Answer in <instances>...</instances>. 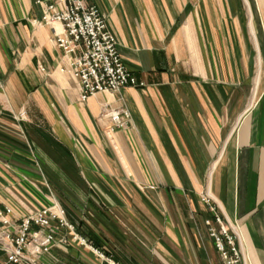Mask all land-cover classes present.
<instances>
[{
  "label": "crops",
  "instance_id": "obj_1",
  "mask_svg": "<svg viewBox=\"0 0 264 264\" xmlns=\"http://www.w3.org/2000/svg\"><path fill=\"white\" fill-rule=\"evenodd\" d=\"M83 1L107 16L122 63L146 87L80 101L42 8L0 0V163L30 175L34 141L16 145L5 130L42 129L104 218L101 248L119 262L122 249L135 257L140 229L157 260L187 252L189 237L213 254L207 192L238 222L245 264H264V0ZM102 105L127 108L129 125L109 136ZM21 112L27 123H13ZM0 264H11L1 250Z\"/></svg>",
  "mask_w": 264,
  "mask_h": 264
},
{
  "label": "built area",
  "instance_id": "obj_2",
  "mask_svg": "<svg viewBox=\"0 0 264 264\" xmlns=\"http://www.w3.org/2000/svg\"><path fill=\"white\" fill-rule=\"evenodd\" d=\"M42 8L41 23L49 26L55 47L62 52L61 73L66 72L77 83L79 99L84 102L97 93H116L124 87L135 89L145 87L122 63L115 35L99 8L87 5L83 0H34ZM40 71L45 69L40 67ZM98 120L106 123L107 134L125 129L130 123L127 108L101 106ZM202 202L213 214L204 219L207 237L211 239L220 264H245L241 249L240 227L235 220L228 221L216 212L211 195L204 192ZM54 206V205H53ZM53 208V207H52ZM50 207H42L30 219L19 225V231L11 237L5 233L3 252L11 264H48L43 256H50L56 241L67 243L65 237L56 239L60 228L67 230L68 241L86 248L98 260V264H122L103 248H96L76 232L75 227L62 215L52 212ZM11 210L0 211V224L7 225L6 216ZM47 230L44 233L38 229ZM9 240V244H7ZM53 262L57 264L55 258Z\"/></svg>",
  "mask_w": 264,
  "mask_h": 264
},
{
  "label": "rangeland",
  "instance_id": "obj_3",
  "mask_svg": "<svg viewBox=\"0 0 264 264\" xmlns=\"http://www.w3.org/2000/svg\"><path fill=\"white\" fill-rule=\"evenodd\" d=\"M102 14L108 24L107 16L104 13ZM256 93L257 88L254 89L251 101L255 98ZM11 120L13 123H27L28 115L25 112H21L11 118ZM1 129L4 130V128H1L0 126V130ZM21 129L23 128L18 126L17 129L6 128L5 131H8V134L12 136V139L9 137V140L13 141L16 145L18 143L21 144L22 142L27 144L26 140L30 141L28 136L34 141L35 147H32V154H34V158L32 161L24 158V161L32 164L31 168L33 170L29 171L31 172L30 175L24 174L20 176L15 174L11 169H6L0 163V211H2L5 207L8 209L10 208L11 210L9 213L10 215L6 216L8 224H0V250L3 252L4 241L2 238H4L5 233H10L11 237L15 236V234L19 231V225L21 222L33 217L37 214L39 209H42V207L52 208L55 204H58L62 212L66 210L67 215L65 212L64 217L67 222H69L68 219L71 220L81 232H85L87 234L89 233L88 238L91 241H94L100 246H105V243L100 241L102 239H100L97 224L98 221L101 222L104 218H99L91 203L84 202V197L82 195L85 193V190L81 189L74 173L72 171L70 173L68 171H64V169H66L64 168V162H67V160L65 158V154L64 157H62L63 152L61 148L55 143L50 144L49 141H46L42 136L47 134H44L43 130L34 126V124L28 126L27 131L23 130L24 134H20ZM7 138L8 137H6V139ZM47 149H49V151H47ZM37 231L44 233L47 230L39 228ZM139 234L143 236L145 235L146 239L144 237H139V239H137L130 234L133 243L136 244L134 245L132 243L136 251V253H133V256L135 257H132V255L122 249V253L120 254L122 256L120 263L203 264V256L201 252H204L206 255L209 254L210 260L208 257H205V261L208 259L207 261L211 264L213 261V254L217 255V258H219L213 248V254L207 248L205 249V252L204 249L201 248L202 242L199 241L200 248H198L197 244L188 236L189 240L187 245H184L187 247V252L174 247L175 249L173 248L172 253H170L172 254L171 260H157L156 256H158V254L154 247L147 242L149 238L147 237L145 230L140 229ZM199 236L202 237V231L199 232ZM61 237H65L64 239H66L67 243L62 244L56 241L54 247L51 249V255L43 256V259L48 264L53 262L52 257L55 258V262L57 264H98L95 256H92L86 248L78 246L74 242L68 241L69 236L67 234V230L64 228H60L58 230L56 239ZM7 244H9V240H7ZM209 262H207V264H209ZM215 264H218L216 258Z\"/></svg>",
  "mask_w": 264,
  "mask_h": 264
},
{
  "label": "trees",
  "instance_id": "obj_4",
  "mask_svg": "<svg viewBox=\"0 0 264 264\" xmlns=\"http://www.w3.org/2000/svg\"><path fill=\"white\" fill-rule=\"evenodd\" d=\"M64 212H66V210H65ZM66 215H67V212H66ZM68 221H69L72 225H74V227H75V229H76V232H77L79 235H81L82 237L84 236V237L87 238L89 241H91V240L88 238L89 233L87 234V233H85V232H81L80 229H79L78 227H76L75 224H74L71 220L68 219ZM91 242H92V244H93L96 248H98V247L101 248V246H100L99 244H96L94 241H91ZM106 253L108 254L107 251H106Z\"/></svg>",
  "mask_w": 264,
  "mask_h": 264
},
{
  "label": "bare ground",
  "instance_id": "obj_5",
  "mask_svg": "<svg viewBox=\"0 0 264 264\" xmlns=\"http://www.w3.org/2000/svg\"><path fill=\"white\" fill-rule=\"evenodd\" d=\"M108 94V93H107ZM56 212L57 214H59V215H62V212H61V209H60V207L58 206V204H55L54 206H53V208H52V212Z\"/></svg>",
  "mask_w": 264,
  "mask_h": 264
}]
</instances>
